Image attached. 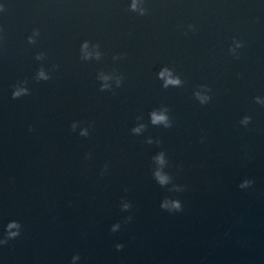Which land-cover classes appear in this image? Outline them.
I'll list each match as a JSON object with an SVG mask.
<instances>
[{
	"label": "water",
	"instance_id": "water-1",
	"mask_svg": "<svg viewBox=\"0 0 264 264\" xmlns=\"http://www.w3.org/2000/svg\"><path fill=\"white\" fill-rule=\"evenodd\" d=\"M0 264H264V0H0Z\"/></svg>",
	"mask_w": 264,
	"mask_h": 264
},
{
	"label": "clouds",
	"instance_id": "clouds-1",
	"mask_svg": "<svg viewBox=\"0 0 264 264\" xmlns=\"http://www.w3.org/2000/svg\"><path fill=\"white\" fill-rule=\"evenodd\" d=\"M170 82H172V83H179L178 80H177V81H170ZM18 95H19V93H15V94H14V97H15V96H18ZM155 119H156V120H163L164 117H163V116H158V117H155ZM178 206H179V205H177V207H178ZM13 226H14V225H13ZM12 235L14 236V235H16V234L14 233V234H12Z\"/></svg>",
	"mask_w": 264,
	"mask_h": 264
}]
</instances>
